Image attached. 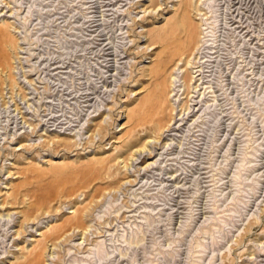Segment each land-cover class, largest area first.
I'll return each mask as SVG.
<instances>
[{
  "label": "rangeland",
  "instance_id": "1",
  "mask_svg": "<svg viewBox=\"0 0 264 264\" xmlns=\"http://www.w3.org/2000/svg\"><path fill=\"white\" fill-rule=\"evenodd\" d=\"M38 250L264 264V0H0V264Z\"/></svg>",
  "mask_w": 264,
  "mask_h": 264
},
{
  "label": "bare ground",
  "instance_id": "2",
  "mask_svg": "<svg viewBox=\"0 0 264 264\" xmlns=\"http://www.w3.org/2000/svg\"><path fill=\"white\" fill-rule=\"evenodd\" d=\"M180 32H182L184 35H183V37L182 38H180V39H182V41L184 42V40H185V38H186V36H187V30H186V28H181V31ZM179 39V40H180ZM177 40H178V38H177ZM169 43H171V41L169 42ZM180 43V42H179ZM173 44L174 45H176L175 44V42H173ZM172 44V45H173ZM173 45V46H174ZM174 54V53H173ZM172 55V54H171ZM181 60V59H180ZM171 62V61H170ZM178 66V65H177ZM175 67V66H174ZM181 68V67H180ZM177 69H179V68H177ZM172 80V79H171ZM170 80V81H171ZM173 81V80H172ZM169 86H170V84H169ZM171 89V88H170ZM173 91V90H172ZM171 92V91H170ZM172 119V118H171ZM157 121V120H156ZM158 122V121H157ZM170 122V121H169ZM169 122L167 123V124H165L162 128L163 129H168V127H169ZM160 128V127H159ZM163 129H159V131L160 130H163ZM41 254H42V251H40V250H38V251H36V252H33V254H32V257H30V258H27L24 262H22V263H19V264H30V260H31V258L34 260V261H37L38 260V258L41 256ZM17 259V258H16ZM33 263V262H32Z\"/></svg>",
  "mask_w": 264,
  "mask_h": 264
}]
</instances>
